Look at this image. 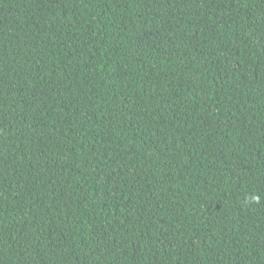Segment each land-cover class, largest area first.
<instances>
[{
  "label": "trees",
  "instance_id": "obj_1",
  "mask_svg": "<svg viewBox=\"0 0 264 264\" xmlns=\"http://www.w3.org/2000/svg\"><path fill=\"white\" fill-rule=\"evenodd\" d=\"M0 264H264V0H0Z\"/></svg>",
  "mask_w": 264,
  "mask_h": 264
}]
</instances>
